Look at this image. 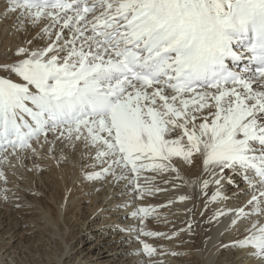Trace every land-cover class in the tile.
<instances>
[{
  "label": "snow or ice",
  "instance_id": "1",
  "mask_svg": "<svg viewBox=\"0 0 264 264\" xmlns=\"http://www.w3.org/2000/svg\"><path fill=\"white\" fill-rule=\"evenodd\" d=\"M9 16L24 39L0 55V182L29 158L78 153L88 181L126 183L134 203L199 161L212 202L231 199L222 181L247 197L212 217L241 233L223 247L264 264V0H5ZM154 212L130 215L143 225ZM118 230L149 259L157 248L141 235L166 236Z\"/></svg>",
  "mask_w": 264,
  "mask_h": 264
},
{
  "label": "bare ground",
  "instance_id": "2",
  "mask_svg": "<svg viewBox=\"0 0 264 264\" xmlns=\"http://www.w3.org/2000/svg\"><path fill=\"white\" fill-rule=\"evenodd\" d=\"M4 2L0 0V13L4 10ZM15 20V16L0 18V55L24 39L18 33L14 34ZM34 163L40 168H35ZM87 164V159L81 160L78 153L69 152L64 163L43 155L36 161L25 160L24 167L7 169V185L0 182V191L5 187L10 190L9 200L0 199V264L31 262L14 246L15 230L26 226L31 233H39L35 235L40 240L37 245L47 253L46 258L36 254L38 261L31 264H258L249 256V249L223 247L242 238L241 233L231 227L230 217H219L218 221L212 219L219 209L236 207L247 197L237 200L238 190L222 181V191L231 199L212 202L211 195L218 186L210 184L206 190L209 195L202 194L199 180L207 179V176L203 175L199 161L192 167L181 165L180 179H173L175 173H168L163 178L157 176L155 186L167 191L156 192L143 200L137 198L134 203L132 189L126 183H114L111 177L106 181H88L84 172ZM164 179L170 183H164ZM181 195L191 199L181 202ZM169 201L173 203L169 204ZM4 202L9 204V210L3 208ZM123 203H128L129 207L117 208ZM141 206L156 208L143 225L130 215ZM13 210L36 216L38 223L23 227L20 222L18 228H10L9 212ZM128 227H143L146 231L166 234L140 237L156 247L158 254L150 259L132 255L141 244L130 239L136 235L135 231L118 230ZM76 239L81 249L74 254L72 243ZM53 249L54 253L51 252ZM173 252L178 255H172ZM51 254L54 256L50 257Z\"/></svg>",
  "mask_w": 264,
  "mask_h": 264
},
{
  "label": "rangeland",
  "instance_id": "3",
  "mask_svg": "<svg viewBox=\"0 0 264 264\" xmlns=\"http://www.w3.org/2000/svg\"><path fill=\"white\" fill-rule=\"evenodd\" d=\"M2 205H3V208L5 210H9V208H8L9 204L8 203L4 202V203H2ZM14 211L15 210L9 212L10 213L9 219H10V222H11V227L10 228H16V227L18 228L19 227L18 225L20 224V222L23 223L22 226L23 225L26 226V224L28 225V223L30 224L32 222L35 223V224L38 223V219L36 218V216L31 215L30 213H27V212H25V213L23 212L21 214V213H18L16 211L14 212ZM79 214H81V213H79ZM26 227L27 228L22 229V230H20V229L19 230H15V235L17 236L16 237L17 239L15 238L14 246L16 248H19L18 252H20V255H23V256L27 257V260L31 259V262L34 261V260H35V262H36V260L38 261V259H35L36 254H40L42 256V258H46V254L47 253L44 252V250H42V247H40V245H37L38 244L37 241L39 240V238L37 236H35V235H38L39 233L38 232L31 233L29 231V227L28 226H26ZM43 236H45V235H43ZM41 238H43V237H41ZM79 244L80 243H79L78 239L74 240V242L72 243V245L75 246L74 254L78 250L81 249V246ZM51 248H53V247H51ZM51 252L54 253L55 250L51 251ZM53 256H54V254H51L50 257H53ZM31 262H28V264H31Z\"/></svg>",
  "mask_w": 264,
  "mask_h": 264
}]
</instances>
